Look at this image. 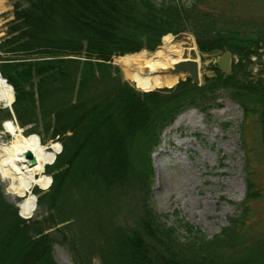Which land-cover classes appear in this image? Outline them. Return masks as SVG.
Wrapping results in <instances>:
<instances>
[{
	"label": "trees",
	"instance_id": "obj_1",
	"mask_svg": "<svg viewBox=\"0 0 264 264\" xmlns=\"http://www.w3.org/2000/svg\"><path fill=\"white\" fill-rule=\"evenodd\" d=\"M27 1L28 8L15 9L9 37L0 42V52L9 54L0 56V73L14 88L19 126L33 124L30 134L40 136L36 126L43 120L63 148L46 168L53 178L50 189L33 191L38 199L31 219L18 215L0 183V264H56L53 235L45 232L56 225L53 211L73 184L98 193L132 186L145 191L138 226L116 230L111 264H264V237L251 240L243 231L247 203L255 194L251 184L239 218H230L212 239L192 225L188 237H179L155 218L149 204L152 154L163 131L196 100L209 94L215 99V91L224 88L245 117L264 123V77L252 78L245 64L264 51V32L248 35L247 26L233 16L211 11L210 0ZM187 30L203 53L237 54L232 73L214 67L216 78L203 87L188 78L175 88L139 92L111 63L115 56L154 50L165 34ZM5 119L13 115L0 109V122ZM45 206L47 216L40 212Z\"/></svg>",
	"mask_w": 264,
	"mask_h": 264
},
{
	"label": "rangeland",
	"instance_id": "obj_2",
	"mask_svg": "<svg viewBox=\"0 0 264 264\" xmlns=\"http://www.w3.org/2000/svg\"><path fill=\"white\" fill-rule=\"evenodd\" d=\"M18 6L28 8L29 3L27 0H0V42L9 37ZM210 7L211 11L221 10L233 16L239 24L246 25L244 29L248 35L257 33L258 36L264 32V0H210ZM165 35H171L174 42L182 47L184 59L199 61V86L203 87L208 80L216 78L214 67L225 51L201 52L195 34L189 30ZM164 36L154 50L142 49L130 54L144 52L151 55L163 46ZM0 56L8 57L9 54L0 52ZM119 57L122 56L113 57L111 63L120 69L124 81L143 92L127 78L117 61ZM238 61V55L232 54L230 71H219L226 75L232 73V63ZM245 64L252 78L264 77L263 49H259L257 55H251ZM165 74L158 71L153 75ZM188 78L185 73L173 87ZM214 96L215 99L209 94L196 100L193 107L179 114L163 131L161 144L151 157L150 207L155 218L161 224L174 228L179 237H186V228L192 225L207 239H212L228 225L230 218L240 216V205L246 198L247 185L251 184V193L255 194L247 203L243 231L251 240L264 237V123L253 115L245 117L242 106L232 99L228 90L220 88ZM15 123L19 126L16 119ZM37 126L45 144L51 141L61 143L58 137L52 139L43 120H39ZM33 127V124L23 127V135H29ZM0 142H11L3 128L0 129ZM0 183L7 199L17 206L20 198H11L7 183L1 180ZM50 187L41 190L34 186L32 192L39 189L42 194ZM87 189L85 184L78 187L73 184L53 211L56 225L45 233L53 235L52 258L56 264H111V260L115 263L116 236H119L116 230L121 228V232H126L134 228L144 216L141 198L145 197V191L139 187H125L111 193ZM40 212L43 216L49 215L47 206ZM108 249L111 259L105 255Z\"/></svg>",
	"mask_w": 264,
	"mask_h": 264
},
{
	"label": "bare ground",
	"instance_id": "obj_3",
	"mask_svg": "<svg viewBox=\"0 0 264 264\" xmlns=\"http://www.w3.org/2000/svg\"><path fill=\"white\" fill-rule=\"evenodd\" d=\"M182 51V47L174 42L171 35H165L163 46L151 55H146L144 52L127 54L119 57L117 61L134 86L145 92L172 87L184 76V73L174 75L166 73L174 64L184 60ZM158 71L166 74L153 75ZM4 79L0 75V107L14 99V89L7 79ZM4 126L6 131L11 133L12 139L10 143L0 142V178L7 183V191L11 193V198L23 197L18 203L21 206L20 213L28 218L35 208V196L32 189L34 186H39L43 190L50 187L52 181L45 173V168L53 163L54 156L60 152L61 146L59 142L54 141L43 144L34 134L24 136V130L11 121L4 123ZM28 150H31L37 159L35 165H32L24 156Z\"/></svg>",
	"mask_w": 264,
	"mask_h": 264
},
{
	"label": "water",
	"instance_id": "obj_4",
	"mask_svg": "<svg viewBox=\"0 0 264 264\" xmlns=\"http://www.w3.org/2000/svg\"><path fill=\"white\" fill-rule=\"evenodd\" d=\"M231 60H232L231 52L225 51L217 59L216 65H217V67L219 68V70L221 72L227 73L231 69ZM166 73H170V74H173V75L174 74H178V73H184V74L186 73L192 79L193 85H197V86L200 85V64H199L198 60H195V59H184V60H181V61L177 62L176 64H174V66L172 68H170V70L168 72H166ZM169 88H172V87H169ZM12 89H13V87H12ZM145 92H148V91H145ZM14 101H15V96H14V99H13L12 102L7 103V104H3L2 108H9L12 111V104H13ZM7 121H11L13 123V120H5L4 123H6ZM4 123H3V129L12 138L11 133L6 131ZM59 144H60L61 150H62V145H61V143H59ZM61 150H60V152H61ZM51 152H53V151L51 150ZM57 154L54 156L53 163H54V161L56 159ZM24 156L29 160V162L32 165H35L37 163V159H36L35 155L33 154V152L31 150L26 151L24 153ZM1 181H2V179H1ZM7 192H8L9 195H11V193H9V191H7ZM17 197L23 198V197H20V196H17ZM34 205H35V208H34V211H35V209L37 207V197L36 196H35ZM20 210H21V206L18 204V212H19V215H20L21 218L30 219V218L33 217V213L34 212L32 213V215L30 217L26 218L25 216L21 215Z\"/></svg>",
	"mask_w": 264,
	"mask_h": 264
}]
</instances>
